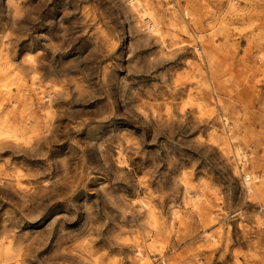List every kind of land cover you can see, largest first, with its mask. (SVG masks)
I'll list each match as a JSON object with an SVG mask.
<instances>
[{"label":"rangeland","instance_id":"obj_1","mask_svg":"<svg viewBox=\"0 0 264 264\" xmlns=\"http://www.w3.org/2000/svg\"><path fill=\"white\" fill-rule=\"evenodd\" d=\"M140 1L0 0V264H264V0Z\"/></svg>","mask_w":264,"mask_h":264},{"label":"bare ground","instance_id":"obj_2","mask_svg":"<svg viewBox=\"0 0 264 264\" xmlns=\"http://www.w3.org/2000/svg\"><path fill=\"white\" fill-rule=\"evenodd\" d=\"M132 2L133 4L134 3L138 4L137 6H140L143 9L144 11L143 18L147 21V23H149L148 28L150 32L155 34H160L161 26L159 22H157L154 16L148 12L145 5L140 0L138 1L132 0ZM63 16H66L65 12ZM81 25L82 28H88L92 25V20L87 18L86 21ZM259 29L264 30V23H262ZM258 53L262 54V50H259ZM261 58H263V55L261 56ZM30 61H28L29 62L28 65L31 70L32 78L36 83H39L41 85V91L39 93V101L45 102V104L41 103L40 109L44 108V110L42 111L45 112L44 115L45 118L47 119V123L43 126L42 132L39 131L38 128H34L32 130L36 133V136L40 140L50 139V137H52L51 136L52 133L54 132V128H56L54 121L58 116L57 113V110L59 109L58 104H62V102L68 101L71 96V91L67 88V85L64 83L65 81H63L59 87L61 90L56 89L57 85L56 82L53 80V75L56 74L57 70L55 69L51 61L48 64H45L42 62L40 56L35 60H30ZM8 117L9 118L5 121V125L3 127H0V143L5 141L6 143L13 144V146L17 148H21L23 151L34 152L35 147L33 144L34 142L32 141L33 137L29 136V133H31V131L26 128L22 130L20 127H17L16 125H14V123H12L10 115H8ZM66 120L72 121L70 117H67V115H65V118L61 121V124ZM83 121L79 123L86 124V120ZM57 123L60 126L59 120H57ZM122 155L123 153L121 152L120 156ZM236 156L238 158L241 157L242 159H245L246 157L241 148H238L236 152ZM247 177L246 179L248 182L247 185L249 187V193L254 194L256 196L262 194L263 188L257 187L256 185L251 183V180L256 179L257 177H252L251 175H248ZM18 182L21 183V179H18ZM0 183H2L1 180ZM10 252H13L12 244H9L8 247H5L0 243V263H2L4 259H7V257H9ZM137 258L141 264H146L149 261V257L146 256V254L142 249L138 250Z\"/></svg>","mask_w":264,"mask_h":264}]
</instances>
